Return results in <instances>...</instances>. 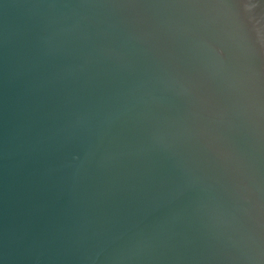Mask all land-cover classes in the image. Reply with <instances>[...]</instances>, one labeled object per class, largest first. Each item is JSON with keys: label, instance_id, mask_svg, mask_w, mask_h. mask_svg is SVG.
<instances>
[{"label": "water", "instance_id": "95a60500", "mask_svg": "<svg viewBox=\"0 0 264 264\" xmlns=\"http://www.w3.org/2000/svg\"><path fill=\"white\" fill-rule=\"evenodd\" d=\"M0 264H264V0H0Z\"/></svg>", "mask_w": 264, "mask_h": 264}]
</instances>
